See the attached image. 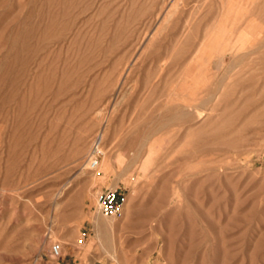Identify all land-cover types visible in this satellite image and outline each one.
I'll use <instances>...</instances> for the list:
<instances>
[{
    "label": "rangeland",
    "instance_id": "rangeland-1",
    "mask_svg": "<svg viewBox=\"0 0 264 264\" xmlns=\"http://www.w3.org/2000/svg\"><path fill=\"white\" fill-rule=\"evenodd\" d=\"M122 263L264 264V0H0V264Z\"/></svg>",
    "mask_w": 264,
    "mask_h": 264
},
{
    "label": "built area",
    "instance_id": "built-area-1",
    "mask_svg": "<svg viewBox=\"0 0 264 264\" xmlns=\"http://www.w3.org/2000/svg\"><path fill=\"white\" fill-rule=\"evenodd\" d=\"M104 155L103 139L95 137L88 155L87 166L91 171H97ZM126 195L120 186L102 188L97 195L96 206L99 213L106 218H122L125 212ZM51 253L54 258L63 256L62 244L53 243Z\"/></svg>",
    "mask_w": 264,
    "mask_h": 264
},
{
    "label": "bare ground",
    "instance_id": "bare-ground-1",
    "mask_svg": "<svg viewBox=\"0 0 264 264\" xmlns=\"http://www.w3.org/2000/svg\"><path fill=\"white\" fill-rule=\"evenodd\" d=\"M100 136H101L102 139L104 140V134L101 133ZM104 154H105V151H104ZM108 224H109V222H108ZM98 225H99V224H98ZM98 234L101 235V231H100L99 229H98ZM100 235H99V236H100ZM100 237H101V236H100ZM122 264H123V263H122Z\"/></svg>",
    "mask_w": 264,
    "mask_h": 264
}]
</instances>
